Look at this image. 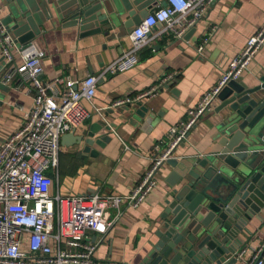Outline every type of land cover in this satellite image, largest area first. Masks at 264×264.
Segmentation results:
<instances>
[{"label":"crops","instance_id":"0c3cea01","mask_svg":"<svg viewBox=\"0 0 264 264\" xmlns=\"http://www.w3.org/2000/svg\"><path fill=\"white\" fill-rule=\"evenodd\" d=\"M138 2V8L152 6L150 12L165 3L164 0ZM6 4V0H0L3 19L8 14ZM127 18L126 14L124 19ZM263 24L264 0H215L193 26L196 29L190 38L184 35L176 39L166 34L154 39L140 50V61L134 67L100 77L92 101L84 99L81 102L89 111V117L69 132L75 131L85 139L94 125L102 124L104 128L111 127L98 134L106 132L111 138L104 146L95 144L87 152L83 150L84 141L71 145L61 143L58 173L55 170L48 172L54 182V191L58 190L63 196L130 194L150 165L155 144L167 140L170 127L186 118L188 110L218 82L231 60ZM133 28L115 38H107L103 34L82 35L79 27L58 20L55 25L47 21L43 32L34 39V43L45 52L43 79L77 80L88 74L100 76L107 64L131 48L130 32ZM208 34L210 39L200 55L197 48ZM2 59L0 47V145L21 128L25 114L34 103L32 92L18 79L2 82L6 70ZM171 72L175 78L164 84L158 94L139 102L140 105H114L117 99L149 89ZM234 82L256 89L254 95L264 97V45ZM221 103L219 97L175 154L206 156L218 150L215 138L223 112L217 113L216 109ZM96 108H100V113ZM171 170L172 167L166 166L158 171L157 186L139 207L123 203L124 214L107 234L90 232L92 240L99 242L98 260L141 263L156 240L157 220L165 207L170 189L167 178ZM109 213L113 217L116 210L109 209ZM248 228L250 231L241 235L245 242L242 247L264 244V219H254ZM262 256L264 258V251ZM248 257L238 264H246Z\"/></svg>","mask_w":264,"mask_h":264},{"label":"built area","instance_id":"2783aa9c","mask_svg":"<svg viewBox=\"0 0 264 264\" xmlns=\"http://www.w3.org/2000/svg\"><path fill=\"white\" fill-rule=\"evenodd\" d=\"M130 32L131 48L107 64L100 76L43 79L45 52L34 41L19 46L0 15V47L3 54L2 82L19 80L34 97L21 128L0 145V264H126L100 261L99 242L90 232L105 235L120 220L123 203L137 208L157 186L156 174L164 161L175 155L192 129L210 112L222 91L238 80L254 55L264 45V24L246 42L218 82L190 108L184 120L170 127L167 140L155 144V155L140 182L128 195L95 193L63 196L53 189L50 170H59L61 138L82 123L90 113L82 100L92 101L100 77L126 71L139 63V52L154 39L171 34L183 38L204 16L215 0H164ZM160 26L158 27V25ZM210 34L202 38L197 51L203 54ZM168 73L136 95L117 99L114 105L142 102L158 94L175 78ZM100 113V108H96ZM111 127V126H110ZM109 209H115L112 217ZM264 244L242 247L238 258L246 264H264Z\"/></svg>","mask_w":264,"mask_h":264},{"label":"water","instance_id":"95a60500","mask_svg":"<svg viewBox=\"0 0 264 264\" xmlns=\"http://www.w3.org/2000/svg\"><path fill=\"white\" fill-rule=\"evenodd\" d=\"M6 2L4 23L23 46L43 32L47 21L55 25L57 20L79 27L82 35L115 38L141 23L152 9L138 8V0ZM195 29L185 36L190 38ZM256 92L235 82L222 91L216 109L223 112L215 138L218 150L206 156L175 154L162 163L160 169L172 167L170 189L157 220L156 240L140 264L239 263L242 233L250 231L254 219H264V97ZM108 129L96 124L85 139L71 131L61 143L84 141L87 152L95 144L104 146L111 137L98 133Z\"/></svg>","mask_w":264,"mask_h":264},{"label":"rangeland","instance_id":"374dc122","mask_svg":"<svg viewBox=\"0 0 264 264\" xmlns=\"http://www.w3.org/2000/svg\"><path fill=\"white\" fill-rule=\"evenodd\" d=\"M111 211V210H110Z\"/></svg>","mask_w":264,"mask_h":264}]
</instances>
